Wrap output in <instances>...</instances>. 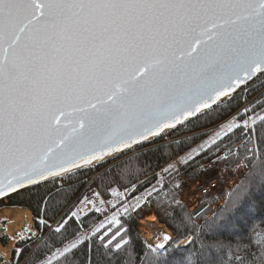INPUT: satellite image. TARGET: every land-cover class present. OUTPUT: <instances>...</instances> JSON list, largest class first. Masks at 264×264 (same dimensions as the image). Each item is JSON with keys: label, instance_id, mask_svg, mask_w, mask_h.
<instances>
[{"label": "snow or ice", "instance_id": "6c2138e0", "mask_svg": "<svg viewBox=\"0 0 264 264\" xmlns=\"http://www.w3.org/2000/svg\"><path fill=\"white\" fill-rule=\"evenodd\" d=\"M257 74L264 75V0H0V197L71 179L74 170L152 143L164 129L228 103ZM248 111L230 116L228 131H244ZM247 144L244 153L229 148L212 161L234 165V175L244 171L203 224L183 214L167 184L146 192L168 198L157 202L172 211L178 234L192 224L198 236L169 253L175 238L165 234L137 252L119 228L109 235L101 226L91 239L104 264H219L216 234L247 219L255 189L264 186V148L246 158ZM199 155L190 149L180 159ZM50 231L59 239L37 236L41 243L27 257L15 250L23 264H84L77 254L89 238L69 239L63 217ZM238 247L244 255L230 264H264V243Z\"/></svg>", "mask_w": 264, "mask_h": 264}, {"label": "trees", "instance_id": "16d2710c", "mask_svg": "<svg viewBox=\"0 0 264 264\" xmlns=\"http://www.w3.org/2000/svg\"><path fill=\"white\" fill-rule=\"evenodd\" d=\"M243 102H250L247 106L249 110L247 116L250 122L248 132L249 129L252 132L251 144H247L249 136L248 134L246 135L245 131H236L233 128L232 131L223 132L215 140V143L212 142L204 150L197 151L200 155L185 166L183 165L181 173L184 177L194 180L197 177V170L194 168L202 161L220 151L226 152L229 148L236 154L244 153L246 144V158H251L253 150L259 156L261 148H264V127H261L260 124L261 118H264V80L249 88L244 94L237 91L228 103L221 104L218 107L215 106L209 115H200L198 118L167 132L172 139L183 137L170 145L160 144L163 139L157 138L153 140L151 146L147 145L139 148L136 152L120 155L118 159L108 160L109 162L102 164L101 167L93 166L77 171L78 174L71 179L65 177L63 181L51 180L47 184H42L39 189L32 188L30 192H21L19 195L7 199L6 205L11 208L28 210L32 215L34 230L37 231L41 239L51 237L49 243L59 239L58 234L52 233L50 229L56 228L61 217L64 218V222L68 225V232L73 234L69 236V239H74L76 235L80 237L84 232H89L87 238H89L90 243L77 254L78 258L84 261V264H88L90 257L101 260L97 254L96 242L92 241L91 238L97 229H101V227L98 228V224L104 219L106 213L91 210L78 217L71 215L74 205L80 199V192L86 182L93 176L91 184L106 200L110 199L111 192L115 190L130 191L128 197L132 198L153 188V186L156 187L160 180L157 176L158 173L165 169L174 156H180L196 146L209 133H199L200 131L211 128L216 123L226 119L238 110ZM209 148L212 149L211 152L208 151ZM125 161H128V163H123ZM117 165H120V167H116ZM176 176V173L166 175L159 189L167 184L168 189L165 191L175 192L177 202L180 190H177L174 186ZM49 190L53 193L52 198L50 200L40 199L38 193H47ZM158 199L163 200L165 204L170 202L163 193L160 198L153 194L133 213L119 214L117 216L118 224L110 222L102 225L101 233L111 228L109 233L111 235L119 228L122 233L126 234L125 239L130 238L137 252H139L145 248L147 243L138 231V221L153 216L175 238V243L169 245V253L173 252L178 245L187 244L192 236L199 235L198 232H193L192 224H189L185 231L178 234L176 230L177 224L173 218L172 211L170 209L165 211L161 208L157 202ZM262 201H264V186L255 189V199L247 219L242 220L235 228L222 229L216 234V239L220 240L223 245L222 251L219 248L215 250L219 264H230L234 258L244 255L243 248L238 247L241 244L246 247L249 242L253 246L264 243V204L261 203ZM3 204L4 202H0V207ZM171 204L173 208L176 207L175 202H171ZM181 205L186 209L183 214L185 216L191 214L193 223L197 225L203 224L205 219H210L219 209L212 212L210 206H208L200 208L195 213H189L187 208L183 204ZM176 211L179 213L181 209L176 208ZM53 224L54 228L52 227ZM94 228L95 230H93ZM32 241L34 242L24 241L17 244L18 249H26L24 252L25 257L41 243L40 240ZM198 243L194 247H198ZM2 244L5 245L4 242ZM184 251V249L180 250V252ZM187 251H191V249ZM17 259H20V264H23V258L18 257ZM101 264H104L103 260H101Z\"/></svg>", "mask_w": 264, "mask_h": 264}, {"label": "rangeland", "instance_id": "374dc122", "mask_svg": "<svg viewBox=\"0 0 264 264\" xmlns=\"http://www.w3.org/2000/svg\"><path fill=\"white\" fill-rule=\"evenodd\" d=\"M263 76L264 75H259L258 79L256 78L251 83L243 86L242 88H240L238 90V92H240V93L242 92L244 94L249 88H251L252 86L256 85L257 83L263 81L264 80ZM222 121H220V122H222ZM230 121H229V123H227L226 126L220 125L217 128L211 129L210 131H208L210 133H208L206 136H204V138L201 140V142L198 143L199 145L194 146L190 149H195L196 152L199 150H204V148H206V146L210 145L213 141H215L218 137H220V135L223 132L228 131L229 124H232V123H230ZM220 122L216 123L211 128L216 127ZM236 123H237V121H236ZM205 130H207V129H205ZM156 138H162L163 141H166L167 139H172L168 136L167 132L162 134L159 137H156ZM152 140H154V139H151V141ZM151 144H153V141H152V143L145 142L144 144H141L142 146L139 145V146L131 149L129 151V153L130 152H136L139 148L145 147L147 145L151 146ZM189 150H187L186 152H184L180 156H177V157L174 156L173 160L165 167L166 169H164L158 173L157 176L160 178V180H159L158 185L156 186L157 189H159V187L161 186L162 180L165 178L166 175H170L171 173L172 174L176 173V175H177V173H178L177 167H179L182 170V166L183 165L185 166L187 164V163H184L180 158L184 157L185 153L189 152ZM127 156H129V155H127ZM118 157H119V155H118ZM93 166L94 165H92L91 167H93ZM167 171H168V173H167ZM176 179H177V176H176L175 180ZM175 180H174V182H175ZM89 188L90 187H88L86 190H82L80 192V195H81L80 199L74 205L71 215L78 217L80 215L85 214L88 211H91V210H94L96 212H105L106 215H105L104 219L101 221V223L98 224V228H100L102 225H106V224L112 222L113 216H115L117 219V216L119 214L133 213L135 209H137L139 206L144 204V202H146L149 199L146 192L152 190V188H150L147 191H145L144 193L133 196L132 198H129L128 197L129 193H127L124 190H115V191L111 192L109 200H106L102 197L104 200V203H101V204L96 203V204L92 205V204H88L86 201H82L84 193ZM190 191H191L190 188H188L187 191L185 190V193H184L185 198L189 196V194H187V193H189ZM226 195H227L226 193H223L220 196V200L222 201V204H223V201H224V198ZM137 201H139V206H137ZM186 201H188V198H186ZM3 202H4V204L2 205V207H0V214L4 209H7V208L13 209V210H18V209L19 210H26V209L8 207L6 205L7 200H4ZM204 203H207V202L205 201ZM125 208H127V211H125ZM193 213H195V212H193ZM155 220H156L155 223L147 224L145 226L140 225L139 222L141 220L138 221V224H137L138 231H139L141 237L143 238V240L147 244H151V242H157L156 244L161 243L163 241L161 235H163L165 233V230H167V228L164 225L158 223L157 219H155ZM52 227L54 228V224L52 225ZM7 230H10L9 229V223L0 217V264H16L15 262L17 261L18 255H17V252L15 250L18 249L17 244H19L20 242L28 241L26 239L28 237H31L32 240H37L36 237L39 235H38L37 231L34 230V228H33L32 215H31V223L30 224H24L23 226H20L15 230H10L9 235H6ZM93 230H95V228ZM88 235H89V232H84L80 237L84 238V237H88ZM168 235L172 236V234L170 232ZM3 242L5 243V245L2 244Z\"/></svg>", "mask_w": 264, "mask_h": 264}, {"label": "built area", "instance_id": "2783aa9c", "mask_svg": "<svg viewBox=\"0 0 264 264\" xmlns=\"http://www.w3.org/2000/svg\"><path fill=\"white\" fill-rule=\"evenodd\" d=\"M248 102L243 103V105L237 110L240 111L241 114H244V109L246 108ZM236 111V112H237ZM234 112L230 116H235ZM229 116V117H230ZM229 117L222 122H220L217 126L224 125L226 126L229 123ZM248 121V119L246 118ZM233 123V121H230ZM236 123V122H235ZM237 123H240L237 121ZM248 123L247 127L245 128L246 135L248 134ZM180 138L176 139H167L160 144H167L170 145L172 142L177 141ZM159 144V145H160ZM228 151H222L219 154L221 157H226ZM233 155H236V152H232ZM212 155L209 158L202 161L198 164L194 169L197 170V177L194 180H190L187 177H184L181 173V169L177 167V179L175 180V188L180 190V196L178 198V202L180 204L185 205L189 213L197 212L200 208L210 206L211 210L214 212L216 211L221 205L222 201L220 200V196L223 193L228 194L232 186L236 183L238 178L243 174L244 169H241L236 174H233L234 165H225L224 163H215L213 164L212 161L215 160L216 155ZM92 178H90L83 190H86L90 187L83 195L82 201H86L88 204H101L104 203V200L98 190L91 184ZM183 185L182 187H177L178 185ZM190 188L191 191L189 194L188 201L184 197L185 190ZM207 203H204V202ZM204 203V204H203Z\"/></svg>", "mask_w": 264, "mask_h": 264}, {"label": "bare ground", "instance_id": "6f19581e", "mask_svg": "<svg viewBox=\"0 0 264 264\" xmlns=\"http://www.w3.org/2000/svg\"><path fill=\"white\" fill-rule=\"evenodd\" d=\"M0 217L3 220H6L9 223V229L15 230L20 226H23L24 224H30L31 223V214L27 210H13V209H4ZM155 218L153 216L147 217L143 220H141L139 223L141 226H145L147 224L155 223ZM10 230H7L6 235L10 234ZM168 235L169 232L165 230V233L163 235ZM163 235L162 239H163ZM157 242H151V244H156Z\"/></svg>", "mask_w": 264, "mask_h": 264}, {"label": "water", "instance_id": "95a60500", "mask_svg": "<svg viewBox=\"0 0 264 264\" xmlns=\"http://www.w3.org/2000/svg\"><path fill=\"white\" fill-rule=\"evenodd\" d=\"M260 74H257V76H259ZM256 78L254 77L253 79H251V80H249L248 82H247V84H249V83H251L253 80H255ZM246 84V85H247ZM243 86H245V85H242L240 88H242ZM240 88H238V89H236V91L234 92V93H232L231 94V97L240 89ZM222 99H228V98H222ZM215 107V105H213V108ZM197 116H200V114H197ZM197 116H194V117H190L189 118V121H191V120H193V119H195V118H197ZM189 121H181V123L179 124V125H176L174 128H171V129H164V131L162 132V133H160L159 134V136H161L162 134H164V133H166V132H169V131H171V130H174L175 128H177V127H179V126H182V125H184V124H186L187 122H189ZM158 136V137H159ZM156 137H150L149 139L151 140V139H155ZM145 142H141V144H144ZM137 146H139V145H131L130 146V148L129 149H123L122 151L124 152V154L125 153H127V152H129L131 149H133V148H135V147H137ZM112 155H116V156H118V155H120L119 153H114V154H112ZM104 159L105 160H109V159H111V156H108V157H104ZM95 163H97V162H93V164H90V165H88V166H84V167H82L81 169H79V170H74V171H80V170H83V169H86V168H89V167H91L92 165H94ZM110 167V166H109ZM51 180H53L52 178H49V181H51ZM42 184H44L43 182H41V185ZM31 187V186H30ZM15 195H17V194H9L8 196H6V197H0V202H3L4 200H7V199H9V198H11V197H13V196H15Z\"/></svg>", "mask_w": 264, "mask_h": 264}]
</instances>
